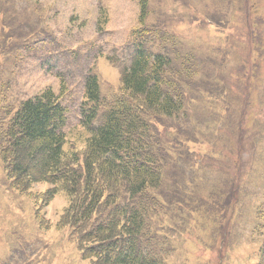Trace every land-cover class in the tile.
<instances>
[{
    "label": "trees",
    "instance_id": "obj_1",
    "mask_svg": "<svg viewBox=\"0 0 264 264\" xmlns=\"http://www.w3.org/2000/svg\"><path fill=\"white\" fill-rule=\"evenodd\" d=\"M136 1L141 17L123 49L131 57L122 67L120 89L104 96L98 76L89 71L78 108L77 139L68 130L69 92L62 87L58 93L47 89L14 105L0 104V162L9 190L32 197L34 186L48 184L46 206L64 194L67 206L57 227L69 230L82 259L91 264H166L170 254L161 242L165 230L161 222L153 223L165 214L163 206L186 199L202 206L203 200L214 199L216 205L228 206L219 210L222 215L240 192L242 176L234 169L233 157L244 152L243 137L253 128V150L264 148V86H256L263 79V56H243L233 66H227L226 58L237 52V27L246 26L251 40H256L252 28L256 22L264 24L257 0H201L204 9L197 12L210 18L191 15L190 9L178 12L186 1L187 8L190 2L196 6L191 0ZM160 3L166 8L161 13ZM237 11L246 13L242 23H233L231 16ZM198 27L222 38L214 53L199 48L200 59L192 39L181 37ZM227 45L230 50H225ZM229 99L242 108L235 126L226 105ZM212 116L217 124L227 121L233 126L238 146L223 150L231 157L232 180L230 173L207 199L182 184L188 178L200 179L194 168L217 164L215 137L197 143L188 131L190 122L205 118L198 126L200 133L207 132ZM220 134L216 141L226 139ZM197 206L192 214L204 218L210 212ZM260 207L253 234L261 242L257 264H264V203ZM185 208L190 210L189 205Z\"/></svg>",
    "mask_w": 264,
    "mask_h": 264
},
{
    "label": "rangeland",
    "instance_id": "obj_2",
    "mask_svg": "<svg viewBox=\"0 0 264 264\" xmlns=\"http://www.w3.org/2000/svg\"><path fill=\"white\" fill-rule=\"evenodd\" d=\"M191 1L196 6L190 2L191 8H187L186 1L179 5L178 12L190 9L191 15L210 18L197 12L204 9L201 0ZM257 2L258 14L264 18V0ZM163 10L166 11V8L160 3L158 11L161 13ZM207 12L210 13V10ZM140 13L136 0H0V104L14 105L47 89L58 93L62 87L69 92L68 130L77 139L81 134L77 128L78 108L85 77L89 71L94 72L100 80L104 96L110 97L120 89L122 67L129 65L131 57L128 51L123 53V49L138 25ZM255 13L252 10L251 15L255 16ZM245 15L242 11L235 12L231 16L234 17L233 23H242ZM237 29L234 43L237 52L226 56L227 66L235 65L243 56L257 58L262 55L264 67V24L259 21L252 28L256 40H251L246 26ZM181 37L192 39L195 47L192 49L199 59L201 53L197 51L205 48L208 53H214L215 46L217 48L222 43L221 36L206 27L191 30L188 35L183 32ZM225 50H230V45ZM261 75L263 79L255 84L257 90L264 86V74ZM194 94L197 95V92ZM226 105L233 114L230 119L236 120L233 123L235 126L242 118L240 103L229 99ZM256 110L257 105L254 108L251 106L249 112ZM213 116L210 119L212 126L207 132L200 133L198 126V121L203 122L205 118L195 123L189 121L188 131L193 142L197 143L215 137L212 146L220 153L217 164L212 168H194L200 179L197 177L191 181L188 178L190 182L184 180L182 184L186 191L200 193L199 197L207 199L212 198L209 194L213 192V187L226 182L230 173L232 177L229 181L232 180L233 171L229 170L231 157L223 150L238 146V137L232 134L233 126L226 124L227 121L217 124ZM219 134L226 139L216 141ZM254 135L252 128L243 137L244 152L237 159L233 157L236 161L234 169L242 177L240 192L228 211L219 214V210L228 206L225 203L216 205L214 199L203 200L202 206L186 199L185 203L173 207L164 205L165 214L159 215L158 221L153 220L154 225L161 222L165 230V239L161 242L167 247L164 251L170 254L166 257V264L258 263L261 242L254 236L253 229L257 209L264 203V148L253 150L251 139ZM71 141L70 144L74 140ZM50 188L48 184H37L32 189V197L9 190L0 162V264H91L82 259L69 230L57 227L67 199L64 194H59L46 206L43 195ZM35 197L42 198L37 202ZM187 205L189 211L185 208ZM195 205L210 212L204 218L199 213L192 214Z\"/></svg>",
    "mask_w": 264,
    "mask_h": 264
}]
</instances>
